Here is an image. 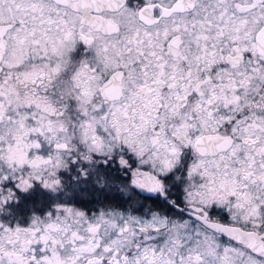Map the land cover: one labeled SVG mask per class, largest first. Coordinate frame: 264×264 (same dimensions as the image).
<instances>
[{"label": "snow or ice", "instance_id": "obj_1", "mask_svg": "<svg viewBox=\"0 0 264 264\" xmlns=\"http://www.w3.org/2000/svg\"><path fill=\"white\" fill-rule=\"evenodd\" d=\"M0 264H264V0H0Z\"/></svg>", "mask_w": 264, "mask_h": 264}]
</instances>
